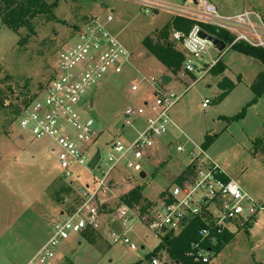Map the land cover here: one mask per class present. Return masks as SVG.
Listing matches in <instances>:
<instances>
[{
    "label": "rangeland",
    "instance_id": "rangeland-1",
    "mask_svg": "<svg viewBox=\"0 0 264 264\" xmlns=\"http://www.w3.org/2000/svg\"><path fill=\"white\" fill-rule=\"evenodd\" d=\"M155 1L167 7L197 9L191 0ZM208 1L216 5L221 15L234 16L249 10L264 20V0ZM47 2L52 6V16L36 18L30 29L19 34L4 28L0 22V100L5 102L0 104V264H27L50 238L54 221L63 213L75 211L80 203L77 190L56 196L68 185L57 164L59 152L55 145L46 139L32 141L17 121L26 108L25 102L43 94L53 78L60 53L75 40L84 25L91 18L112 15L114 22L110 30L131 53L128 73L102 82L86 97L92 100L93 106L89 103L85 110L94 120L96 130L89 143V155L100 151L102 164L111 153L109 144L116 140L126 143L135 136L133 130L122 128L126 108L155 103L149 81L161 84L165 75H171L143 44L146 38L154 43H166L158 36L174 17L171 8L156 15L142 13L140 5L132 0ZM173 32L167 42L184 55L181 45L172 39ZM233 46V42L228 44L216 67L185 78L177 77L183 71L182 66V71L172 77V83L165 88L181 98L170 117L192 142L203 146L210 138L208 153L231 179L256 200L264 202V92L257 96L251 90L264 67L232 50ZM133 86L139 88L137 93L131 92ZM220 86L235 88L221 98L224 91ZM10 89L15 91V96L10 95ZM19 94L23 95L18 97ZM206 99L211 104L203 109ZM10 103L21 111L13 119ZM184 141L176 131L163 138V147L149 152L151 162H143L147 175L144 180L121 167V175L115 176V181L123 179L128 188L121 197L126 198L133 189L141 188L140 207L144 208L162 193H168L189 172L190 161L176 152L178 144L191 146ZM168 144L171 146L167 147ZM74 174L81 177L75 185H92L84 167H76ZM102 215L106 225L101 231L88 230L61 244L57 264H151L153 257L149 255L157 249L160 239L138 226L131 234L138 250L130 251L111 242V231L119 227L112 223L110 211ZM245 228H239L222 245L210 264H264V213L251 228ZM158 257L162 262L169 261L166 254Z\"/></svg>",
    "mask_w": 264,
    "mask_h": 264
},
{
    "label": "built area",
    "instance_id": "built-area-1",
    "mask_svg": "<svg viewBox=\"0 0 264 264\" xmlns=\"http://www.w3.org/2000/svg\"><path fill=\"white\" fill-rule=\"evenodd\" d=\"M132 1L140 5L144 14L171 8L174 17L196 22L188 34L175 31L172 34L185 57L183 71L181 69L177 77L196 75L206 68L216 67L221 61L224 51L220 52L212 42L199 37L201 31L211 36L202 30L200 24L228 36L229 42L221 40L226 49L232 42L264 49V20L255 12L245 10L238 15L224 16L208 0H191L197 11L167 7L155 0ZM113 22V16L109 15L91 18L84 25L75 40L60 53L53 78L43 94L23 110L17 121L21 131L32 141L46 139L55 145L62 179L72 190L79 192L80 199L75 211L63 213L54 221L50 238L27 264H57L61 244L88 230L101 231L106 225L102 214L106 215L108 211L112 223L119 227L117 231H111V242L130 251L138 250L131 237L138 226L159 238V247L167 235L178 236L188 222L198 219L203 226L198 230V240L191 244L187 257L196 264H210L212 256L217 254L218 238L225 233L234 235L239 228L253 224L264 213V202L256 200L231 179L203 146L192 142L175 124L170 112L180 96L168 91L162 82L149 81L155 92V103L149 105L145 102L139 108L128 106L123 113L122 128L133 130V139L126 143L113 141L108 145L111 153L104 164L100 153L95 168H89L96 155H89V143L96 136V130L94 120L85 110L92 100L88 101L86 97L102 82L123 75L131 60V53L110 30ZM138 91L137 86L131 88L133 93ZM210 104L206 99L202 107L206 109ZM172 131L191 144L190 147L176 146V152L190 161L189 172H185L168 193H162L149 206L127 205L118 194L120 184L115 181V176L121 175L120 168L123 167L141 178L145 173L143 162L152 160L149 152L163 147L161 140ZM76 167H84L92 185H75L81 180L74 174ZM167 263L158 256L151 260V264Z\"/></svg>",
    "mask_w": 264,
    "mask_h": 264
},
{
    "label": "trees",
    "instance_id": "trees-1",
    "mask_svg": "<svg viewBox=\"0 0 264 264\" xmlns=\"http://www.w3.org/2000/svg\"><path fill=\"white\" fill-rule=\"evenodd\" d=\"M51 8L52 6H49L47 0H0V22L4 28L19 34L21 30L29 28L32 24V21H34L36 18L45 15L52 16L53 11H51ZM195 24L196 22L186 18H172L165 26L162 34L158 36L160 40H164L166 42L165 44H159V42L154 43V41H152L150 38H146L143 42L150 54L153 55L171 73V75H175L181 71L185 57L182 53L178 52L172 44L167 42L169 34L173 30L175 32L188 34ZM200 26L202 30L206 31L211 36L216 37L226 43L228 40H231L224 33H218L209 26L203 24H200ZM21 42L22 40H19V45H21ZM232 50L260 62L264 67V49L252 48L245 44H235ZM234 88L235 86H231L228 89H223L220 86V89L224 91L221 98L229 95V93H231ZM251 90L257 96L263 94L264 70L257 75L254 83L251 86ZM9 93L10 95L12 94V96H15V94H13L15 93L14 90L10 89ZM10 95L8 96L9 101H11ZM22 95L23 94H19L18 97ZM34 100L35 99H31L25 102V107H27ZM3 103L5 104V102L1 99L0 104L3 105ZM10 109L13 110V112L10 113L11 119H13L14 116L20 115L21 111L19 108L14 106V103H10ZM242 117L243 115L241 118ZM211 142V139L208 138V141H206V144L203 145V148H209ZM72 192L73 191L69 186L62 187L56 196H59L60 194H71ZM141 194V188H135L126 198H123V200L131 207H140V202L142 200ZM202 226V222L198 219L188 222L178 236L170 234L163 238L162 244L152 254H150L149 257H156L162 253H165L169 258L167 264H196L187 257V253L190 251L191 244L198 240V230ZM251 227L252 225H247L246 229ZM230 237H232V235L225 233L218 238L217 245L215 247L216 253L220 250L223 244L229 242Z\"/></svg>",
    "mask_w": 264,
    "mask_h": 264
},
{
    "label": "water",
    "instance_id": "water-1",
    "mask_svg": "<svg viewBox=\"0 0 264 264\" xmlns=\"http://www.w3.org/2000/svg\"><path fill=\"white\" fill-rule=\"evenodd\" d=\"M199 37L203 40H208L209 42H212L213 45L219 49L220 52H223L226 50V44L217 38H214L212 36H208L206 33L202 32V31L199 33ZM168 79L169 78H165L164 81L166 82V81H168ZM91 106H93V104H91ZM99 160H100V151H98L96 153V155L94 156V158L90 162L89 168L91 170H93L95 168V166L97 165V163L99 162ZM141 178H145V175L144 174L141 175Z\"/></svg>",
    "mask_w": 264,
    "mask_h": 264
},
{
    "label": "crops",
    "instance_id": "crops-1",
    "mask_svg": "<svg viewBox=\"0 0 264 264\" xmlns=\"http://www.w3.org/2000/svg\"><path fill=\"white\" fill-rule=\"evenodd\" d=\"M159 13H156V15H158ZM173 18H176V17H173ZM129 69V68H128ZM128 69H126L125 70V72L127 71V73L129 72V70ZM167 71V70H166ZM124 72V73H125ZM123 73V74H124ZM122 76V75H121ZM172 77H174V75L172 76V75H165V77L163 78V81H162V84L166 87V86H168L169 84H171L172 83ZM165 78H169L168 79V81H164L165 80ZM208 100V99H207ZM204 103V102H203ZM202 106H203V104H202ZM203 108V107H202ZM204 109V108H203ZM133 134H135V133H133ZM22 139V138H21ZM169 145V144H168ZM144 175H145V178H141V180H144V179H146L147 178V175L145 174V173H143ZM142 174V175H143ZM120 178V177H119ZM118 181V183H120V187H119V190H118V194L120 195V194H125V193H127V191H128V188H127V184H123L122 183V181H123V179L121 180H117ZM246 190V189H245ZM121 196V195H120ZM263 202V201H262ZM250 225H253V224H250ZM246 229V228H245ZM249 229V228H248ZM235 235V234H234Z\"/></svg>",
    "mask_w": 264,
    "mask_h": 264
}]
</instances>
